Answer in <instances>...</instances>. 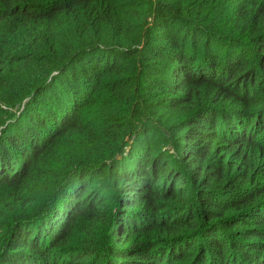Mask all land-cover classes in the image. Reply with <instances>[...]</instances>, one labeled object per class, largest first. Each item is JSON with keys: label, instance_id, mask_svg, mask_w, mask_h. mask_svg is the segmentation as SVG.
Masks as SVG:
<instances>
[{"label": "trees", "instance_id": "obj_1", "mask_svg": "<svg viewBox=\"0 0 264 264\" xmlns=\"http://www.w3.org/2000/svg\"><path fill=\"white\" fill-rule=\"evenodd\" d=\"M0 264H264V0H0Z\"/></svg>", "mask_w": 264, "mask_h": 264}]
</instances>
